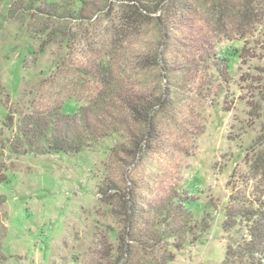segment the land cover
I'll return each mask as SVG.
<instances>
[{
  "label": "rangeland",
  "instance_id": "obj_1",
  "mask_svg": "<svg viewBox=\"0 0 264 264\" xmlns=\"http://www.w3.org/2000/svg\"><path fill=\"white\" fill-rule=\"evenodd\" d=\"M263 136L264 0H0V264H225Z\"/></svg>",
  "mask_w": 264,
  "mask_h": 264
},
{
  "label": "trees",
  "instance_id": "obj_2",
  "mask_svg": "<svg viewBox=\"0 0 264 264\" xmlns=\"http://www.w3.org/2000/svg\"><path fill=\"white\" fill-rule=\"evenodd\" d=\"M148 124L151 128V120L148 121ZM42 134L46 136L44 137V142H46L44 143L46 145L44 150L47 153L49 152L47 148L49 150L53 148L66 150L69 147L71 150H81L84 146V143L81 144L80 142L69 143L68 138L62 137L56 132L53 133L52 137H47L48 132L46 133V131ZM262 140H264V136ZM52 142L56 144V147L51 146ZM30 147L28 148L31 151L42 152V150L35 149L33 146ZM259 158V162L264 161V158ZM255 192L259 194V191L256 190ZM226 214L227 219L223 224V230L227 233L236 231L241 237L235 242V245L233 243L228 245L225 264H264V201L258 198L251 201L249 207H239L232 213L227 211Z\"/></svg>",
  "mask_w": 264,
  "mask_h": 264
}]
</instances>
